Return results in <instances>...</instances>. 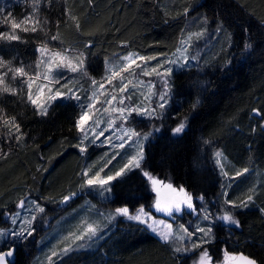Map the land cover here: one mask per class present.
<instances>
[{
	"label": "trees",
	"instance_id": "1",
	"mask_svg": "<svg viewBox=\"0 0 264 264\" xmlns=\"http://www.w3.org/2000/svg\"><path fill=\"white\" fill-rule=\"evenodd\" d=\"M31 2L0 0V9L19 20L31 12ZM66 12L78 18L79 31ZM40 16L48 21L46 32H21L20 41H0V56L35 72L38 48L46 43L82 53L87 71L95 77L103 74L107 62L129 53L158 58L173 55L182 39L199 31L207 18L208 32L198 41L208 40L206 50L197 64L173 74L170 103L162 119L154 120L160 132L146 145L142 167L176 188L183 186L193 195L197 210L210 206L214 216L227 208L225 200L239 203L250 189L259 188L264 181V128L261 116L252 110L264 114V0H44ZM220 22L223 28L217 32ZM7 30V25L0 24V32ZM57 32L60 39L51 40ZM245 41L251 43L250 50L244 49ZM89 42L91 46L85 47ZM228 60L231 64L223 67ZM9 82L18 90L24 88L22 78ZM0 109V228L12 226L10 218L19 211L20 200H33L48 213H57L56 218L62 216L69 209L62 206L63 197L79 193L83 198L87 191L80 185L89 157L75 147L81 141L75 126L81 114L79 104L58 101L42 116L21 90L15 96L0 95ZM11 117L20 126L19 142L15 129L10 134L3 126V119ZM185 117L184 132L174 135L171 129ZM142 128L148 129L146 125ZM216 150L229 160L230 174L236 176L245 168L247 173L224 183L214 161ZM261 189L247 208L234 209L239 228L226 227L216 219L215 239L207 245L216 258L223 252L244 253L264 264ZM113 190L114 198L101 203L109 210L124 206L131 211L141 206L149 209L154 201L140 169L117 180ZM197 196L204 200L195 199ZM43 232L21 241L16 264H34ZM195 257H182L143 225L118 219L96 249L74 251L55 262L192 264Z\"/></svg>",
	"mask_w": 264,
	"mask_h": 264
},
{
	"label": "snow or ice",
	"instance_id": "2",
	"mask_svg": "<svg viewBox=\"0 0 264 264\" xmlns=\"http://www.w3.org/2000/svg\"><path fill=\"white\" fill-rule=\"evenodd\" d=\"M44 2V0H32L31 2V12L27 13L25 16L21 17L17 20L15 17L11 15V13L5 14L3 9H0V24H4L8 26L7 31L0 32V41L5 42H13L20 41L22 39L20 33H36L46 32V26L48 21L46 19H42L40 16V5ZM50 3L51 0H48ZM188 9H184V13L187 14ZM66 15L69 19L75 22V27L79 31L80 24L78 18L71 15L70 12H66ZM207 18H204L201 22V28L196 32H189L185 39H182L181 44L183 45V49H178L180 52V57L177 60H164L162 62H158L157 65L149 67L148 61L156 59V57H141L135 53H129L127 56L122 58V62L117 66H108L106 75L103 78V81L111 83L113 78H119L120 87L118 91L120 93H124L128 84L132 83L131 80H127L125 77L121 75V73L127 71L130 75H135L133 71V66L140 69V75L148 76L155 74L161 81L163 85V91L158 94V99L161 101L156 108H151L149 106L141 104L136 105H126L125 99H131V96H123L121 95L119 99L113 93H109L108 98L105 100L104 104V112L108 113L109 108L107 106H112L111 114H116V118L121 121V123H126L128 118L131 117L133 113L137 115L148 116L150 118L162 119L163 109L165 108L168 100V93L170 91V78L173 72V69L170 65H178L180 67H184L188 65L190 61H198V56L193 55L189 52V49L192 47L193 41H199L205 37L208 32L206 27ZM57 27H59V21H57ZM223 28V23H218L216 31H220ZM247 29H245V32ZM51 40L60 39L59 32L52 34L49 37ZM229 40L231 39V34H228ZM90 42L85 45V47H90ZM245 50H250L252 48L251 43L245 41L243 44ZM38 52L40 53V58L34 65L36 71L29 72L26 70L25 66L21 63L20 66H15L11 60H5L3 56H0V95L8 94V95H18L21 90L24 91V98L32 104L36 110L37 114L46 116L48 114V108L51 107V101L56 100L57 98H67L69 100L74 99L76 101H80L81 97L77 95V91L73 88H69L67 83L61 85V88H67V92H62L60 88L56 89L53 92L52 88H48L49 95L46 99L42 100V94L44 93V88L46 85H41L37 88V95L33 98L32 94V84L37 79H42L51 84H59L60 79L54 75L56 70L60 68H67L73 73L82 72L86 75V71L84 69V57L83 54L79 56L71 57L65 52H53L48 48L46 43H42L38 48ZM137 60L143 61V64H137ZM231 64V61H225L223 67L227 68L228 65ZM165 65H169L165 67ZM33 67V66H30ZM161 69H163L161 71ZM9 74H11L9 76ZM22 78L24 88L18 90L16 87H13L9 81H15L17 78ZM97 82L92 80V85L95 88L92 95L88 98L89 103L87 105H80L82 111L80 116L75 122V126L77 131L81 134V141L75 147L79 149L81 153L87 151L86 141H89V133L92 135V141L100 139V137L104 136L106 131L115 128V120L109 119L108 126L100 129L99 132L96 129L99 127L100 120L92 119L90 112L94 108L95 103L98 101V95H104V92L101 91L104 89V82ZM145 82L142 80H138L137 84L143 85ZM152 88H154V84L149 82L148 90L151 93ZM147 99V97H145ZM116 104L113 106V102ZM196 105H193V110ZM99 111V109H97ZM253 113L257 116H261V124L260 126L264 128V114L260 113L259 109H253ZM3 112V109H0V113ZM91 120V125H89V121ZM3 126L8 128L9 133L12 134V130L15 129V138L17 142L20 141L21 135L20 126L16 123L15 117H11L8 119H3ZM187 127V117L181 120L177 126L171 129L174 135H180L184 132ZM155 131H159V128H156ZM253 132L256 131L255 128L252 129ZM152 135V132L147 133H139L136 132L132 128H124L122 130V134L116 136V139L121 141L119 144H115L114 147L123 149L125 144L128 141H131L133 137L136 138V151L134 154L130 155L126 162L122 164L115 171H110L103 177L101 173L104 172L105 168L108 167V164L111 163V159H115V155H119L116 153L112 156L111 159L104 164L103 167L98 169L97 171H93L91 167L86 168L81 176L83 178L82 183L80 185L83 187H91V188H100L103 189L105 193H111L112 188L109 186L111 182L116 181L117 179H123L128 176L129 173L133 172L135 169H140L142 175L147 178L150 182L153 191L157 192V198L154 201L152 207L157 212H162L167 214L168 216H172L174 213H181L185 210H188L190 213H196V205L194 203V197L191 193L186 191L183 186L179 189L174 188L170 183L163 184V181H160L156 177H154L151 173L144 170L142 167L143 161L145 158L144 154V141H147L148 138ZM127 138V139H126ZM113 137H106L105 142H112ZM207 143V141H205ZM214 161L215 164L220 169V174L224 177L228 176V173L224 171V163L225 159L224 154L221 150H216L214 152ZM248 170L245 168L236 173V176H241ZM158 185H163L164 188L169 190L171 195L166 197L163 201L159 196ZM75 193H71L70 195L63 197V202H67L69 199L74 196ZM255 188L249 190V193L237 203L232 200H225L226 205H230L231 208H247L254 200ZM195 199L200 201L204 200L203 196H197ZM19 207L23 208L25 206L24 200L19 201ZM33 208L35 213H43L44 208L39 204L33 203ZM262 213H264V208L260 209ZM202 219L204 221H213L214 219H218L222 221L224 225L234 226L236 228L240 227V221L235 216V214L229 209L226 208L222 214L218 216H214L207 208H203V211L200 213ZM117 216L124 217L128 221L136 222L137 224L144 225V227L154 233L159 240L171 246L172 251L174 253H182L189 252L194 249H202L199 252V258L196 261V264H213L212 256L209 254L207 248L204 247L205 244H209L214 239L213 228L211 223L207 227H199L197 226L195 232H189L187 228L183 225L180 226L179 233L174 232L172 230L171 225H167L165 228H160L157 222L154 220L150 212L145 211L144 207L141 206L135 211H131L127 206L118 207L115 209L114 213L110 214L107 218L109 222L114 220ZM11 224L13 227L11 228H0V244H4V249H0V264H10L11 258L13 257L16 248L15 242L16 240L23 241L33 235L35 229L32 227L33 222L36 220V214L25 218L23 221V225L19 228H16V223L18 216H12ZM163 223V222H160ZM101 225L96 222H88L84 221L82 225L78 227V229L74 232H70L68 236L63 238L62 243L65 244L64 247L60 248L59 252L53 249L47 257L48 264H56L53 260V257L62 258L63 256L68 255L72 251H77L80 249H84L86 247L91 246V241L94 238H98L100 232L102 231ZM199 233V237L197 240L192 241L190 245H181L177 244V241H183L185 238L190 239L193 235ZM225 259L231 261H239L240 264H257L255 259H252L243 254L230 255L227 252L225 253ZM14 264V262H13Z\"/></svg>",
	"mask_w": 264,
	"mask_h": 264
},
{
	"label": "rangeland",
	"instance_id": "3",
	"mask_svg": "<svg viewBox=\"0 0 264 264\" xmlns=\"http://www.w3.org/2000/svg\"><path fill=\"white\" fill-rule=\"evenodd\" d=\"M196 32V31H193ZM186 38V37H185ZM184 38V39H185ZM206 41H203L202 43H198V41H193L192 47L189 49V52L193 55L198 56V58L205 52V44L207 43ZM49 49H51L53 52H65L66 54L75 57L79 56L80 52L72 49H57V48H52L51 46L47 45ZM40 47V46H39ZM179 49H183V45L181 44ZM135 53V52H133ZM38 59L40 58V53H38ZM138 54V53H135ZM141 57L140 54H138ZM84 57V69L86 71V75L83 74L82 72H76L73 73L67 68H60L56 70L54 73L55 76H57L60 79L59 84H51L48 83L47 81H44L42 79H37L35 82L32 84V94L33 98L36 97L37 95V88L41 85H46L44 88V93L42 94V100L46 99L47 96L49 95L48 93V88H52L53 92H55L56 89L60 88L62 92H67V88H61V85L66 84L68 85L69 88H73L74 90L77 91V95L81 97L80 101H76L74 99H67V98H57L54 101H51V106L58 102V101H74L75 103L80 105H87L89 103V97L92 95L93 91H95L94 86L92 85V80H95L97 82H102L103 78L108 75L106 72V69L108 66H117L120 65L122 62V58H117L113 61L107 62L105 65V70L103 74L99 77H95L91 75L87 71V65H86V58ZM125 57V56H124ZM180 57V52L178 50L176 53H174L171 56L168 57H156V59L149 60L148 61V66L152 67L158 64V62H162L164 60H177ZM147 58V57H146ZM38 61V60H37ZM143 61L137 60V64H143ZM197 64V61H190L188 65H185L184 67H180L178 65H170L173 69L171 78L174 73L186 70L193 65ZM169 65H165V67H168ZM163 69H161L162 71ZM36 71V70H35ZM133 71L135 72V75H130L129 72L125 71L121 73L123 77H125L127 80H131L132 83L128 84V88L124 93H120L118 91L120 87V80L119 78H113L111 83H108L106 81L104 82V89L101 91L104 92V95H98V101L95 103L94 108L90 112V115L92 116V119H97L99 118L100 124L99 127L96 129L97 132H99L100 129H103L108 126V121L109 119L115 120V128L110 129L109 131H106L104 133V136L100 137V139L95 140L94 142L92 141V135L89 133V141H86L85 143L87 144V151L84 152L86 156L89 157L88 162L86 164V168L91 167L93 171H97L101 167L104 166L105 163L109 159L112 158L113 155L116 153H119V155H115V159H111V163L108 164V167L105 168L104 172L101 173V176L103 177L110 171H115L118 169L122 164L126 162L128 157L132 154L135 153L136 151V143L135 140L136 138L133 137L131 141H128V143L125 144V147L123 149L116 148L114 147L115 144H119L121 141L116 139V136L122 134V130L124 128H132L136 132L139 133H147V132H152V135L148 138L147 141H144V154H145V148L148 142L154 138L155 134L157 131H155L154 127V120L156 118H150L148 116H143V115H137L133 113L131 117L128 118L126 123H121L119 119L116 118V114H111V108L112 106H107L109 108V112L105 113L104 112V107L106 106L104 104L105 100L108 98L109 93H113L119 97L121 95L127 97L131 96V99H125V104L126 105H136V104H141L143 103L146 106H149L151 108H156L157 105L161 102L158 99V94L163 91V85L160 81V79L155 75H140V69L136 68L135 65L133 66ZM170 78V80H171ZM138 80H142L145 83L143 85L137 84ZM149 82L151 84H154V88H152L151 93L148 90V84ZM171 86V84H170ZM147 97V99H145ZM170 97H171V92L169 91L168 93V100L165 108L169 105L170 103ZM116 104V102H113V106ZM50 108V107H49ZM48 108V109H49ZM164 108V109H165ZM99 109V111H97ZM163 109V110H164ZM80 110L82 111L81 107ZM163 114V113H162ZM143 122V123H142ZM89 125H91V120L89 121ZM144 125L147 126L148 129L142 128ZM160 132V129H159ZM112 136V142L107 143L105 142L106 137ZM82 138V137H81ZM127 139V138H126ZM225 157V155H224ZM145 159V158H144ZM224 163V171L228 173L227 177L223 176L224 183H229L232 179H234L236 176L230 174L228 171V166H229V160L225 157L223 160ZM217 166V165H216ZM218 167V166H217ZM84 169V170H85ZM219 169V167H218ZM138 170V169H135ZM134 170V171H135ZM220 171V169H219ZM245 172L244 174H246ZM130 174V173H129ZM248 175V174H247ZM155 177V176H154ZM125 178V177H124ZM157 178V177H156ZM158 179V178H157ZM120 180V179H117ZM116 180V181H117ZM160 180V179H159ZM116 181L111 182L109 185L112 188L111 193H105L103 189L100 188H91V187H85L87 189L86 194L84 195L83 198H80L79 193H75L74 196H72L71 199H69L67 202H62V206L64 207H69L68 211L65 212L62 216L56 218L57 213H48L46 209L44 208L43 213H35V210L33 208V203L37 204L33 200H28L25 202V206L23 208L19 207V211L13 215V216H18L17 223H16V228H19L20 226L23 225V221L25 218H28L32 216L33 214H36V220L33 222L32 227L35 229L34 233L31 238L34 237V234L36 232L41 233L43 230L44 232L42 233L41 236H39V242L41 249L39 250L37 256L35 257L34 264H48L47 257L50 254V252L55 249L57 252H59L60 248L64 247L65 244L62 243L63 238L65 236H68L70 232H74L78 229L80 225L84 221L88 222H96L102 227V231L99 234L98 238H94L93 241H91V246L86 247L84 249L80 250H94L96 249L99 244L102 242V240L107 237V235L110 233V231L116 226V222L118 219H122L124 221L126 220L124 217H119L117 216L114 220H109L107 219L110 214L114 213L115 210H109L104 208V206H101V203L107 202L109 200H112L115 196L113 186L116 183ZM162 181V180H160ZM170 182H164L163 184H169ZM150 184V182H149ZM174 188H176L172 183H170ZM260 186H262L261 193H264V181L261 180ZM260 186L258 189H255V195L260 194ZM158 190H159V196L161 200L163 201L166 197L171 195L169 190L163 187V185H158ZM179 189V188H177ZM81 190V189H80ZM150 190L154 194V201L157 198V192L153 191L152 186L150 184ZM81 192V191H79ZM83 192V191H82ZM153 201V203H154ZM254 201V200H253ZM153 205V204H152ZM203 208H207L211 213L214 215V210L209 206H203L202 209L199 211L197 210L196 213H190L188 210H185L181 213H174L172 216H168L165 213L162 212H157L152 206L149 209H145V211L150 212L154 220L157 222L158 226L160 228H165L167 225L172 226V230L174 232L179 233L180 226L183 225L185 228L188 229L189 232H195L197 226L199 227H207L211 223V226L213 228V234H214V239H215V228L213 227L214 224H216L217 220L214 219L213 221H204L202 219V216L200 213L203 211ZM227 208H229L232 212L234 211L235 208H231L230 205H227ZM222 212L225 210L224 208L220 209ZM222 214V213H221ZM12 217V216H11ZM56 218V219H54ZM132 222V221H131ZM163 222V223H160ZM136 223V222H134ZM144 226V225H143ZM13 227V226H11ZM10 227V228H11ZM227 227V225H226ZM150 231V230H149ZM151 232V231H150ZM152 233V232H151ZM154 234V233H152ZM38 235V234H37ZM155 235V234H154ZM199 233L196 235H193L190 239L185 238L183 241H177V244L181 245H190L192 241H195L199 237ZM156 236V235H155ZM29 238V237H27ZM213 239V241H214ZM213 241L211 243H213ZM21 243L20 240H16L15 246L18 247L19 244ZM210 244V243H209ZM3 244H0L2 246ZM208 244H205L204 247L208 249L207 247ZM77 250V251H80ZM202 251V249H194L189 252H182V253H177L182 257H190L196 254V257L192 261V264H196V261L199 258V252ZM209 254L212 256V261L213 264H232L233 261L231 260H226L225 259V253L223 252L221 255H219L218 258H216L214 255H212L211 251L208 249ZM74 252V251H72ZM70 252V253H72ZM69 253V254H70ZM230 255H237V254H232L228 253ZM67 256V255H66ZM63 256L62 258H64ZM61 258L53 257V260H60Z\"/></svg>",
	"mask_w": 264,
	"mask_h": 264
},
{
	"label": "water",
	"instance_id": "4",
	"mask_svg": "<svg viewBox=\"0 0 264 264\" xmlns=\"http://www.w3.org/2000/svg\"><path fill=\"white\" fill-rule=\"evenodd\" d=\"M15 248H16V251H15L13 257L11 258L10 264H13V262H14V264H16L18 248H17L16 246H15ZM239 254H243V255L247 256V255L244 254V253H239ZM239 254H237V256H238ZM248 257H249V256H248ZM232 264H240V262H239V261H233ZM257 264H258V263H257Z\"/></svg>",
	"mask_w": 264,
	"mask_h": 264
},
{
	"label": "bare ground",
	"instance_id": "5",
	"mask_svg": "<svg viewBox=\"0 0 264 264\" xmlns=\"http://www.w3.org/2000/svg\"><path fill=\"white\" fill-rule=\"evenodd\" d=\"M219 223V222H218Z\"/></svg>",
	"mask_w": 264,
	"mask_h": 264
}]
</instances>
